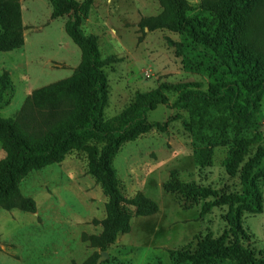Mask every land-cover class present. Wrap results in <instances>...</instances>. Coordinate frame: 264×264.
Returning <instances> with one entry per match:
<instances>
[{
  "label": "rangeland",
  "instance_id": "rangeland-1",
  "mask_svg": "<svg viewBox=\"0 0 264 264\" xmlns=\"http://www.w3.org/2000/svg\"><path fill=\"white\" fill-rule=\"evenodd\" d=\"M13 1L23 44L0 51V80L7 75L9 81L5 86L0 83L2 118L18 117L34 90L70 77L81 61L79 48L65 33L66 16L52 18L46 0ZM187 1L189 17L214 27V16L201 9V0ZM160 11L156 0H93L81 27L97 37L101 58L113 59L104 68L108 80L105 118L120 113L136 93L164 84H195L205 90L213 82L232 79L209 49L184 34L140 29L142 18ZM259 19L257 37L264 49V15ZM164 93L169 105L148 114L150 131L123 144L113 160L124 194L132 197L141 192L157 204L158 211L134 216L129 232L117 237L99 264H188L179 263L176 253L192 252L205 235L222 233L226 208L201 214L203 200L163 190L172 171L182 183L219 193L240 190L238 175L231 177L225 171L228 146L198 153L184 129L187 114L170 107L176 94ZM254 129L259 133L256 142L264 144V95ZM3 157L0 146V160ZM259 185L262 211L243 214L247 234L243 244L264 256V180ZM20 191L34 200L35 211L0 207V264H83L94 253L100 257L89 237L101 232L106 197L87 172L84 152L71 151L60 163L31 172L20 183Z\"/></svg>",
  "mask_w": 264,
  "mask_h": 264
},
{
  "label": "trees",
  "instance_id": "trees-1",
  "mask_svg": "<svg viewBox=\"0 0 264 264\" xmlns=\"http://www.w3.org/2000/svg\"><path fill=\"white\" fill-rule=\"evenodd\" d=\"M52 18L67 17L64 30L79 48L81 61L68 78L34 90L16 118L0 117V207L4 210L35 211V202L22 195L20 183L33 171L60 163L71 151H82L87 172L106 197L101 232L89 237L92 247L106 252L119 235L127 234L134 216H149L157 204L137 192L124 194L113 160L123 144L133 142L152 128L148 114L160 105H169L165 91L176 94L172 109L184 111V129L198 153L226 145L229 148L225 171L238 175L240 190L230 193L194 183H182L176 172L163 184L168 193H181L203 200L201 214L226 208L225 228L218 236L205 235L192 252H178L179 263L264 264L243 241L244 213L259 214L263 207L260 181L264 180V144H258L254 129L264 95V49L257 32L264 15V0H201V9L214 16V27L189 17L187 0H156L161 11L142 18L141 30H168L187 36L209 49L232 79L217 81L201 90L195 84L161 85L136 93L117 115L105 118L108 80L104 68L113 59H102L97 37L81 27L93 0H46ZM23 44L17 6L0 0V51ZM7 75L0 83L8 84ZM159 127V125H157ZM197 154V152H196ZM94 253L83 264H97Z\"/></svg>",
  "mask_w": 264,
  "mask_h": 264
},
{
  "label": "water",
  "instance_id": "water-1",
  "mask_svg": "<svg viewBox=\"0 0 264 264\" xmlns=\"http://www.w3.org/2000/svg\"><path fill=\"white\" fill-rule=\"evenodd\" d=\"M106 257H107V253L106 252H101L100 253V257H99V259L97 261V264H99L102 260L106 259Z\"/></svg>",
  "mask_w": 264,
  "mask_h": 264
}]
</instances>
